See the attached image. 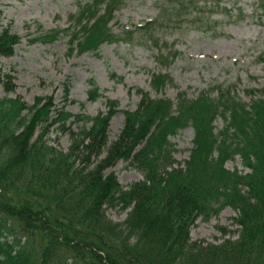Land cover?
Instances as JSON below:
<instances>
[{"label":"trees","instance_id":"trees-1","mask_svg":"<svg viewBox=\"0 0 264 264\" xmlns=\"http://www.w3.org/2000/svg\"><path fill=\"white\" fill-rule=\"evenodd\" d=\"M219 1L162 3L153 20L115 32L109 23L123 0H93L69 16V27L32 40L52 42L66 33L68 55L95 53L104 43L143 42L158 48L156 60L166 66L182 53L160 51L165 28L181 15L219 7ZM258 1L264 17V0ZM19 41L8 27L1 29L0 58L12 56ZM2 78L8 79L5 90L13 91V76ZM171 82L168 74H152L156 91ZM90 84L88 99L95 101L100 89ZM138 93L137 108L123 111L113 141L109 122L117 101L108 100L107 112L94 117L64 108L53 116L52 96L36 97L32 105L0 97V264H264V89L247 90L255 96L247 102L232 86L221 85L196 98L185 92L175 100ZM71 118L81 122L78 131L71 130ZM218 118L220 128L214 124ZM56 124L69 135L67 151L47 139ZM189 126L193 147L182 166L169 137ZM236 156L244 172L226 168ZM120 160L142 179L122 185L107 171ZM130 207L123 223L106 214ZM225 207L238 212L237 238L218 244L191 240L199 218L208 220Z\"/></svg>","mask_w":264,"mask_h":264},{"label":"rangeland","instance_id":"rangeland-1","mask_svg":"<svg viewBox=\"0 0 264 264\" xmlns=\"http://www.w3.org/2000/svg\"><path fill=\"white\" fill-rule=\"evenodd\" d=\"M92 1L0 0V27L7 26L21 37L14 55L0 59V97L19 96L30 105L36 97L52 96L54 112L63 107L73 115L89 117L106 113L107 101L115 100L119 111L109 126V139L113 141L123 126V111L136 109L140 101L138 90L149 92L152 98L175 99L181 92L196 98L211 87L232 86L247 102L264 89V17L258 0H221L219 7L207 8L197 16L185 14L174 18L159 41L160 51L177 49L182 54L166 66L156 60L158 48L143 42L104 43L95 53L68 55L66 33L53 42L31 41L42 32L68 27L69 16ZM174 2L123 0L110 25L116 32L134 29L153 20L159 5ZM225 9L230 11V17ZM112 73L121 80L116 81ZM6 74L13 76L14 91L5 90L8 79L2 76ZM152 74H168L172 82L156 91L151 86ZM90 80L97 83L102 95L96 101L87 97ZM247 90L255 93L250 95ZM222 124L221 119L215 122L218 128ZM71 129L79 128L72 124ZM193 136V129L187 127L170 137L176 164L184 165L189 159ZM47 139L62 151L70 145L68 133L61 132L57 125L50 128ZM226 168L245 171L238 156L228 161ZM109 171L125 186L142 179V174L131 168L129 162L119 161ZM127 211L107 209L106 214L114 222L122 223ZM237 214L225 207L208 220L199 218L190 230L191 240L218 244L237 238L239 226L233 221ZM221 228L229 232L223 233Z\"/></svg>","mask_w":264,"mask_h":264}]
</instances>
